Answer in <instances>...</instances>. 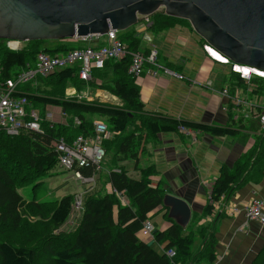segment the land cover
<instances>
[{"label":"trees","instance_id":"obj_1","mask_svg":"<svg viewBox=\"0 0 264 264\" xmlns=\"http://www.w3.org/2000/svg\"><path fill=\"white\" fill-rule=\"evenodd\" d=\"M149 20L151 25L145 29L153 35L176 25H189L185 20L166 16L163 11L153 14ZM118 38L129 52H141L144 56L150 53L142 47L141 35L133 31L118 34ZM7 42L0 40V85L27 67L34 68L40 53L60 56L87 47L78 42L46 48L47 41H30L23 43L18 51H11ZM200 42L208 46L202 39ZM130 63V56L108 60L101 69H92L88 83L79 80L80 64L76 63L18 86L15 95L25 97L29 109L36 110L42 118L53 110L64 115L59 122H41V133L23 130L17 136H8L0 131V264H170L165 255L168 250L175 252L172 261L176 264L215 262V233L206 219L222 199L248 183L258 184L262 180L264 134L240 160L219 169L210 187L208 204L201 214H192L189 224L182 229L167 217L168 210L162 205L166 195L164 186L152 182L157 169L153 165L139 167V156L151 139L158 134L178 133L179 126L213 137H236L242 127L235 126L242 119L230 118L232 124L216 127L148 114L141 103L136 78L128 74ZM227 63L229 73L223 80V89L230 97L242 96L247 103L254 104L256 112L262 113L264 79L253 74L249 80L242 79L232 71L233 64ZM86 87L107 91L121 105L66 99L67 91L82 92ZM96 122L104 123L111 134L101 143L105 155L99 169L92 165L74 169L84 177L107 171L112 190L102 197L87 196L76 226L61 231L71 215L73 195L40 201L33 193L27 201L18 191L32 184L33 188L40 186V180L50 176L58 166V154L50 147L52 141L63 140L70 145L78 136L93 137ZM128 160L135 162L139 178H131L120 166ZM114 191L127 197L128 206L119 205ZM160 213L167 226L154 231L152 245L148 246L138 236L144 224ZM196 241L198 248L193 252ZM251 264H264V246Z\"/></svg>","mask_w":264,"mask_h":264},{"label":"crops","instance_id":"obj_2","mask_svg":"<svg viewBox=\"0 0 264 264\" xmlns=\"http://www.w3.org/2000/svg\"><path fill=\"white\" fill-rule=\"evenodd\" d=\"M149 33L145 34L143 47L157 50L156 66L145 64L143 73L136 78L146 113L216 127L232 124L230 118L236 121L242 119L235 126L242 127L236 137L219 138L196 131H192L191 135L179 132L158 134L146 144L145 151L139 156V167L143 163L141 168L153 165L157 169L153 184L161 183L166 194L184 200L191 209V215L201 214L208 204L210 187L217 179L219 169L240 160L262 135L258 132L257 116H239L236 119L234 111L229 112V99L221 94L223 83L213 77L210 68L205 65H210L209 62L221 64L207 56L209 52L202 48L204 45L200 37L190 25H177L158 35ZM70 43L77 42L67 41V45ZM207 49L214 52L211 47ZM175 75H182L184 80ZM120 166L131 178H139L134 161L132 164L125 161ZM101 179L111 192L107 171L97 176L98 182ZM95 184L94 189L97 187ZM253 200L264 201V172L258 184L248 183L229 198L222 199L206 219V224L214 230L217 243L213 264H251L264 246V226L247 220L244 215V208ZM158 215L163 226L157 229L152 219L154 231L167 226L163 213Z\"/></svg>","mask_w":264,"mask_h":264},{"label":"water","instance_id":"obj_3","mask_svg":"<svg viewBox=\"0 0 264 264\" xmlns=\"http://www.w3.org/2000/svg\"><path fill=\"white\" fill-rule=\"evenodd\" d=\"M161 11L189 22L200 39L233 65L264 73V0H0V40L104 36ZM162 205L169 219L187 227L191 209L184 200L166 194Z\"/></svg>","mask_w":264,"mask_h":264},{"label":"built area","instance_id":"obj_4","mask_svg":"<svg viewBox=\"0 0 264 264\" xmlns=\"http://www.w3.org/2000/svg\"><path fill=\"white\" fill-rule=\"evenodd\" d=\"M142 20L150 26L151 22L149 17H142ZM74 41L86 44L87 47L71 50L60 56H50L40 53L37 56L34 68L27 67L15 77L0 85V131L8 136H17L23 130L41 133V122H53V112L47 111L45 117L42 118L36 110L29 109L30 105L25 97L15 95L19 85L30 82L37 76L46 77L57 70L71 67L78 63L80 64L78 78L88 83L91 81V71L93 68L101 69L104 62L108 60H119L125 56H130L131 58L128 74L135 78H138L143 73L145 64L156 66L158 52L155 49H151L147 56H144L141 52H129L127 46L119 40L118 32L111 29H109L104 36L93 35L87 37H74ZM13 43H17V45H12ZM99 43L102 44L99 45ZM20 44L19 42L8 41L6 46L11 51H18L20 49ZM175 76L179 80H184L182 75ZM246 79L249 80L248 78ZM221 94L229 99L234 108L245 107L248 109L251 107L250 103H247L238 95L236 97H230L226 89H222ZM72 98L80 100V98L85 97L78 95H75V97L68 96V99ZM257 118L259 123L264 124V110ZM75 124H78L77 120H75ZM178 131L182 134L189 135H191L192 132L183 126H179ZM110 137L111 134L107 126L102 122H96L94 124L93 137L85 138L78 136L70 145H67L63 140H54L50 143V147L58 154V166H60V168L67 172H73L74 177L78 179L81 184L90 186L91 184H95V176L84 177L76 171L74 167L82 168L92 165L98 170L105 155L101 143ZM114 193L120 206H128L129 202L124 194L117 191H114ZM80 211H82L81 196L72 206L71 215L76 212L78 213L76 217H79L81 215ZM232 211L237 212L236 210ZM244 215L247 220L256 221L264 226V201L253 200L248 203L244 208ZM69 224H71V228H73L75 222L70 221ZM153 232V224L151 221H147L141 230L142 236L153 239ZM165 255L170 260V264H176L172 261L176 256L173 250L166 251Z\"/></svg>","mask_w":264,"mask_h":264},{"label":"rangeland","instance_id":"obj_5","mask_svg":"<svg viewBox=\"0 0 264 264\" xmlns=\"http://www.w3.org/2000/svg\"><path fill=\"white\" fill-rule=\"evenodd\" d=\"M140 21H141V19H140ZM150 25H151V23H150ZM147 26H148L147 23L145 21H142V22H139L137 25L132 26L131 28L128 29L129 32L133 31V33L141 35L142 41H143L142 47L144 46V40L143 39L145 38V34L147 32V30L145 29ZM175 27H173V28H175ZM126 31L118 32V34L126 33ZM149 34H151V33H149ZM73 40L74 39H65V40H59V41H47L45 44V47L46 48H54V47L59 46V45H67V41H73ZM22 44L23 43L20 44V48H21ZM151 49L153 50L155 48L151 47L149 50H151ZM205 63H207L206 60H205ZM209 63H210V65L208 63L205 65H208V67L211 70L213 77H215L217 80H219V82L221 81V83H223V80L226 78L225 75L229 73L228 65H222L221 66V65H213L211 62H209ZM67 95L69 97L70 96L75 97V95L85 97V98H80L81 101H83V100H85L87 102H93L94 101V102H97L100 104H105L108 106H120L121 105L120 100L117 97L110 95L107 91L93 90V89H89L88 87H86V89L82 92H77V91L71 89L65 93V97ZM68 96H67V98H68ZM240 97L243 98L242 96H240ZM251 106L252 107H250L248 109L245 107L234 108L231 106L229 108V112L234 111L236 119L239 116H243L245 118L246 117L253 118V116L258 117V115L260 113L253 110L254 104H251ZM53 113H54L53 114V116H54L53 122L61 121L63 114L59 113V111H57V110L56 111L53 110ZM44 117H45V115H44ZM99 120H101V119L99 118ZM258 124H259V131H258L259 134H264V124H261L259 122H258ZM143 159H146V158H143ZM127 163L132 164V161H127ZM142 165H143V163L140 166L142 167ZM97 176L95 178V183H96L95 185H97V187L94 189V187H93L94 185L91 184L90 186H87V185L81 184V182L74 177L73 172H70V171L67 172L64 169L60 168V166H57V167H55V169H53L50 176H47V177L43 178L42 180H40V182L42 183L40 186L33 188L34 185L32 184V185L23 187L18 192L27 201H29L31 199V196L33 193H34L35 198L40 200V201H44V200L45 201H54V200H59L64 196L73 195L75 197L74 202H73V205H74L75 201L80 196H81V200L83 202L85 200V198H87V196H89V195H95L96 197H102L105 193H109V189L107 188V185L103 184L104 179H101L102 182L101 181L98 182ZM92 187L94 190H92ZM101 188H102V190H100ZM80 214H81V211H80ZM77 215H78V213L74 212L71 215V217H69L70 218V220L68 219L69 222L74 221L76 224L80 219V216L76 217ZM68 220H67V222H68ZM69 222H68V224L66 223L67 225L65 224L62 227L61 231H63V230L69 231V229H71L72 226H71V224H69ZM152 222L155 223V225L157 226V229H161L163 226V225H160V222H161V216L160 215H155L153 217ZM75 224H74V226H75ZM138 237L143 242H147V243L150 242V241L148 242L149 239L147 237H143L142 234H139ZM197 248H198V242L196 241L192 247V251L195 252L197 250ZM155 249L158 250V247L155 246Z\"/></svg>","mask_w":264,"mask_h":264},{"label":"clouds","instance_id":"obj_6","mask_svg":"<svg viewBox=\"0 0 264 264\" xmlns=\"http://www.w3.org/2000/svg\"><path fill=\"white\" fill-rule=\"evenodd\" d=\"M141 21H143L142 20V18H141ZM149 27V26H148ZM147 28V27H146ZM207 47H209V46H203L202 48L204 49V50H207ZM206 48V49H205ZM213 51H214V49H212ZM207 55L209 56V58L211 59V60H213V61H217V59H214V58H212V57H210V55H209V53H207ZM228 62V60H223V62H220V61H217V62H219L221 65H226V64H228L227 62ZM224 62H226V63H224ZM238 65H233L232 67H231V69H232V71L234 72V73H237L236 72V67H237ZM240 68H243V67H240ZM252 72H254V71H251V74H253V75H255V76H257V77H260V78H263L261 75H263L264 76V73H262V72H254V73H252ZM242 79H246V78H248L249 79V77H250V75L251 74H248L247 76H244L241 72L240 73H237ZM257 74H261L260 76L259 75H257ZM264 79V78H263ZM247 80V79H246ZM229 103H230V101H229ZM231 104V103H230ZM232 106V105H231ZM257 120H258V118H257ZM259 122V121H258Z\"/></svg>","mask_w":264,"mask_h":264},{"label":"bare ground","instance_id":"obj_7","mask_svg":"<svg viewBox=\"0 0 264 264\" xmlns=\"http://www.w3.org/2000/svg\"><path fill=\"white\" fill-rule=\"evenodd\" d=\"M12 45H17V43H13ZM207 52H209L212 56H214L220 62L221 61L223 62V60H225V58L215 50H214V52H212V51H210V49H207ZM240 67H243V66H237L236 69L239 70L242 74H244V76L251 74L250 69H248L247 67H243V68H240ZM252 73H254V72H252Z\"/></svg>","mask_w":264,"mask_h":264}]
</instances>
